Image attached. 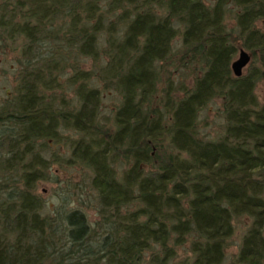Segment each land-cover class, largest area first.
Masks as SVG:
<instances>
[{
  "label": "trees",
  "instance_id": "obj_1",
  "mask_svg": "<svg viewBox=\"0 0 264 264\" xmlns=\"http://www.w3.org/2000/svg\"><path fill=\"white\" fill-rule=\"evenodd\" d=\"M8 42L19 54L0 104V264H223L240 217L250 223L226 264H264V0H0ZM239 47L259 65L234 77ZM105 91L119 98L111 125ZM214 100L224 130L206 139L199 118ZM61 132L68 165L90 178L94 220L42 213L43 154Z\"/></svg>",
  "mask_w": 264,
  "mask_h": 264
},
{
  "label": "rangeland",
  "instance_id": "obj_2",
  "mask_svg": "<svg viewBox=\"0 0 264 264\" xmlns=\"http://www.w3.org/2000/svg\"><path fill=\"white\" fill-rule=\"evenodd\" d=\"M208 6H212L215 0H204ZM237 8L232 5L227 7L225 17V25L233 37L237 35V28L235 26V15ZM260 27V25H258ZM174 52L180 47L179 37L174 44ZM244 50L251 55L247 50L239 47L233 59H237L239 51ZM19 54V47L15 44L8 42L6 46H0V104L7 98L9 91L13 85L14 74L16 72V59ZM258 58V55L256 56ZM253 64L258 66V60L251 58L250 63L244 69L243 74ZM90 62L84 65V69H90ZM170 69V68H169ZM169 69H166L167 71ZM173 79L177 83L179 80L185 83L191 82V76L188 72L173 71ZM166 73V72H165ZM165 73L164 76L165 77ZM255 94L260 105L264 104V82L260 81L256 85ZM68 100L74 101L71 91L66 92ZM119 104V98L114 91L102 92L101 102V117L104 123L111 125L113 123V113ZM224 120L221 114V103L219 100H214L205 108L199 118V129L201 135L206 139H217L223 134ZM69 132H61V136L56 143H49L47 152L43 154L51 165L50 170L47 172V178L40 181L37 186L36 194L41 198L44 203L43 214L52 215L55 209L63 205L65 209H79L85 212L90 220L96 218V213L91 207L94 205L95 192L91 189L90 178L84 167L68 165L69 157V139L71 137ZM117 173L120 174L125 168L120 162L115 164ZM88 176V177H87ZM249 219L240 217L234 220V234L228 241L226 249V257L223 264L228 263L233 259L241 244L242 236L249 226ZM189 256L188 245L179 249L178 259H183Z\"/></svg>",
  "mask_w": 264,
  "mask_h": 264
},
{
  "label": "water",
  "instance_id": "obj_3",
  "mask_svg": "<svg viewBox=\"0 0 264 264\" xmlns=\"http://www.w3.org/2000/svg\"><path fill=\"white\" fill-rule=\"evenodd\" d=\"M250 62V56L244 50H240L237 59L231 63V71L234 77H240Z\"/></svg>",
  "mask_w": 264,
  "mask_h": 264
}]
</instances>
